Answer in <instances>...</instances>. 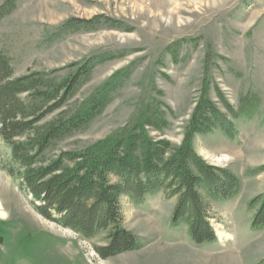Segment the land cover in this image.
I'll list each match as a JSON object with an SVG mask.
<instances>
[{
	"label": "rangeland",
	"instance_id": "374dc122",
	"mask_svg": "<svg viewBox=\"0 0 264 264\" xmlns=\"http://www.w3.org/2000/svg\"><path fill=\"white\" fill-rule=\"evenodd\" d=\"M0 48L15 77L45 72L61 81L94 60L90 78L42 123L75 109L106 84L120 85L85 129L47 150V160L117 133L145 104L156 102L163 104L167 126L149 128V136L179 146L204 83L224 112L225 102L235 111L246 108L236 118L229 114L232 135L215 128L193 138L207 163L228 169L240 183L234 196L210 201L207 213L217 239L198 243L186 222L174 223L177 197L163 189L142 200L125 194L123 226L138 247L106 259L95 247L107 243V231L86 238L37 211L17 174L12 146L0 134V264H259L264 259V226L252 225L264 195V0H14L0 19Z\"/></svg>",
	"mask_w": 264,
	"mask_h": 264
},
{
	"label": "trees",
	"instance_id": "16d2710c",
	"mask_svg": "<svg viewBox=\"0 0 264 264\" xmlns=\"http://www.w3.org/2000/svg\"><path fill=\"white\" fill-rule=\"evenodd\" d=\"M13 6L14 0L0 5V19ZM94 64L93 59L88 60L61 81L45 72L15 77L10 58L0 48V134L12 146L13 158L20 166L17 174L33 196L37 211L86 238L107 231V243L95 247L106 259L138 247L136 236L123 226L121 196L142 200L146 194L163 189L177 197L174 223L186 222L198 243L216 240L207 213L210 201L234 196L240 183L228 169L207 163L195 150L193 138L215 128L232 135L234 124L229 114L236 118L246 111L244 105L235 111L225 102L224 112L210 98L209 85L204 83L179 146L149 136V128L163 130L167 126L163 104L156 102L145 104L117 133L47 160V150L85 129L120 86L106 84L76 103L75 109H64L55 119L42 123L90 78ZM111 176L118 180L112 181ZM260 200L254 228L264 226V195ZM259 264H264V259Z\"/></svg>",
	"mask_w": 264,
	"mask_h": 264
},
{
	"label": "bare ground",
	"instance_id": "6f19581e",
	"mask_svg": "<svg viewBox=\"0 0 264 264\" xmlns=\"http://www.w3.org/2000/svg\"><path fill=\"white\" fill-rule=\"evenodd\" d=\"M0 208H1V201H0ZM1 212V214H3V211H0ZM4 215V214H3ZM223 232L221 231V234H222Z\"/></svg>",
	"mask_w": 264,
	"mask_h": 264
}]
</instances>
